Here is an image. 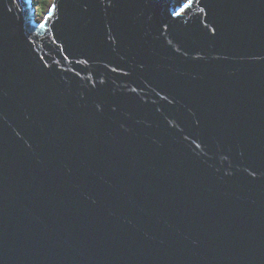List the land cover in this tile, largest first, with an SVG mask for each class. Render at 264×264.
Masks as SVG:
<instances>
[{"label": "water", "instance_id": "obj_1", "mask_svg": "<svg viewBox=\"0 0 264 264\" xmlns=\"http://www.w3.org/2000/svg\"><path fill=\"white\" fill-rule=\"evenodd\" d=\"M35 4L0 0V264H264V0Z\"/></svg>", "mask_w": 264, "mask_h": 264}, {"label": "trees", "instance_id": "obj_2", "mask_svg": "<svg viewBox=\"0 0 264 264\" xmlns=\"http://www.w3.org/2000/svg\"><path fill=\"white\" fill-rule=\"evenodd\" d=\"M35 1L36 4H38V8L40 9L39 12H42L45 9L46 5L50 2V0H35Z\"/></svg>", "mask_w": 264, "mask_h": 264}, {"label": "rangeland", "instance_id": "obj_3", "mask_svg": "<svg viewBox=\"0 0 264 264\" xmlns=\"http://www.w3.org/2000/svg\"><path fill=\"white\" fill-rule=\"evenodd\" d=\"M35 5H37V7H36V11H38V12H39V10H40V9L38 8V4H35Z\"/></svg>", "mask_w": 264, "mask_h": 264}, {"label": "snow or ice", "instance_id": "obj_4", "mask_svg": "<svg viewBox=\"0 0 264 264\" xmlns=\"http://www.w3.org/2000/svg\"><path fill=\"white\" fill-rule=\"evenodd\" d=\"M190 2H191V0H190ZM53 8H55V4H53V6H52ZM50 12H51V10H50Z\"/></svg>", "mask_w": 264, "mask_h": 264}]
</instances>
